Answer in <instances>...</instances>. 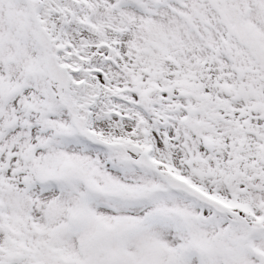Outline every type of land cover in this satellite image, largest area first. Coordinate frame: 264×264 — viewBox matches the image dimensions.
<instances>
[{
    "label": "snow or ice",
    "instance_id": "6c2138e0",
    "mask_svg": "<svg viewBox=\"0 0 264 264\" xmlns=\"http://www.w3.org/2000/svg\"><path fill=\"white\" fill-rule=\"evenodd\" d=\"M0 264H264V0H0Z\"/></svg>",
    "mask_w": 264,
    "mask_h": 264
}]
</instances>
